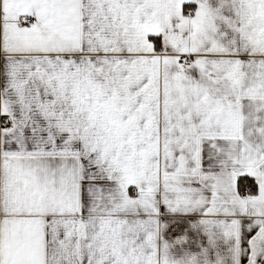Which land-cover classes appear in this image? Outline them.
<instances>
[{
    "label": "snow or ice",
    "instance_id": "snow-or-ice-1",
    "mask_svg": "<svg viewBox=\"0 0 264 264\" xmlns=\"http://www.w3.org/2000/svg\"><path fill=\"white\" fill-rule=\"evenodd\" d=\"M0 264H264V0H0Z\"/></svg>",
    "mask_w": 264,
    "mask_h": 264
}]
</instances>
